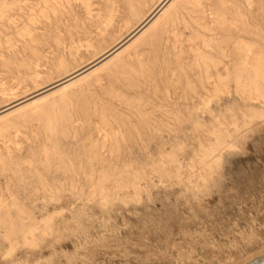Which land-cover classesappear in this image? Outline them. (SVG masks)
I'll use <instances>...</instances> for the list:
<instances>
[{"label":"rangeland","instance_id":"obj_1","mask_svg":"<svg viewBox=\"0 0 264 264\" xmlns=\"http://www.w3.org/2000/svg\"><path fill=\"white\" fill-rule=\"evenodd\" d=\"M160 2L0 0V109ZM254 5L176 0L102 67L0 119V264H264V61L240 90L175 86Z\"/></svg>","mask_w":264,"mask_h":264},{"label":"bare ground","instance_id":"obj_2","mask_svg":"<svg viewBox=\"0 0 264 264\" xmlns=\"http://www.w3.org/2000/svg\"><path fill=\"white\" fill-rule=\"evenodd\" d=\"M175 1L161 0L148 18L138 27L136 26L132 33L116 47L84 68L77 69L76 72L73 71L74 73H71L63 81L51 84L52 86L42 89L38 94L24 101L3 107L4 109H0V119L9 115L13 108L21 109L24 104L34 103L47 94L59 91L102 67L146 32ZM254 2L252 12L247 15L245 21H240V25L233 30V34L232 28H227L217 44L214 39L205 42V47L209 48V52L197 54L194 64L190 67L192 74L182 70V74L175 82L176 87H182L181 96H186L187 93L196 94V77L204 90L214 87L215 90L228 91L231 88L237 90L246 88L248 79L260 73L261 63L264 61V0H254ZM187 120L195 127L196 113L189 112ZM160 121L162 122V120ZM174 137L179 138L180 133L175 132Z\"/></svg>","mask_w":264,"mask_h":264}]
</instances>
